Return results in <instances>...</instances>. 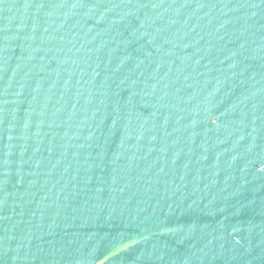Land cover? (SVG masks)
Instances as JSON below:
<instances>
[{
	"label": "water",
	"instance_id": "1",
	"mask_svg": "<svg viewBox=\"0 0 264 264\" xmlns=\"http://www.w3.org/2000/svg\"><path fill=\"white\" fill-rule=\"evenodd\" d=\"M0 264H264V0H0Z\"/></svg>",
	"mask_w": 264,
	"mask_h": 264
}]
</instances>
